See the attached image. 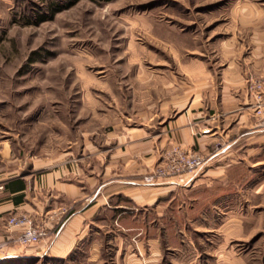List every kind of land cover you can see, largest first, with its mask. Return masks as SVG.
Returning a JSON list of instances; mask_svg holds the SVG:
<instances>
[{
  "label": "rangeland",
  "instance_id": "rangeland-1",
  "mask_svg": "<svg viewBox=\"0 0 264 264\" xmlns=\"http://www.w3.org/2000/svg\"><path fill=\"white\" fill-rule=\"evenodd\" d=\"M237 93H264V0H0V180L60 171L86 187L112 182L108 191L177 182L175 148L200 152L170 144L176 124L216 112L233 121ZM250 170L160 203L161 228L183 229L224 197L217 225L191 227L180 254L161 232L160 264H264V171ZM136 251L125 264H140ZM110 256L99 264H117Z\"/></svg>",
  "mask_w": 264,
  "mask_h": 264
},
{
  "label": "crops",
  "instance_id": "crops-1",
  "mask_svg": "<svg viewBox=\"0 0 264 264\" xmlns=\"http://www.w3.org/2000/svg\"><path fill=\"white\" fill-rule=\"evenodd\" d=\"M233 99V121L216 112L206 114L194 126L176 124L169 137L170 144H181L208 159L199 172L183 175L177 182L144 187L126 179L117 181L124 185L121 189L108 191L112 182L99 189L93 184L86 187L65 180L60 171L0 180L4 186L0 190V264H26L31 260L45 264H99L112 252L110 257L117 264H125L133 249L137 250L138 259L145 257L146 244L153 251L148 255V264H160L157 257L161 252L162 231L174 243L173 250L177 254L183 252L191 239V227L208 231L217 225V209L223 206L224 197H214L201 213L187 217L183 229L176 223L161 228L162 221L168 218L167 212L160 211V203L173 199L178 190L195 192L224 182L230 169L236 166L247 165L252 172L264 171V125L252 120L256 116L253 95L237 93ZM221 104L224 107L223 101ZM204 129L211 132L203 134ZM218 141H223L224 148L214 152ZM104 188L107 189L100 196ZM190 200L186 206L193 208L198 198ZM21 215L30 217L44 229L46 236L39 244L30 247L18 244L22 228L9 227L8 221ZM233 222L240 220L236 218ZM190 244V249L195 247L193 241Z\"/></svg>",
  "mask_w": 264,
  "mask_h": 264
},
{
  "label": "built area",
  "instance_id": "built-area-1",
  "mask_svg": "<svg viewBox=\"0 0 264 264\" xmlns=\"http://www.w3.org/2000/svg\"><path fill=\"white\" fill-rule=\"evenodd\" d=\"M254 96V110L256 111V115L260 116L262 119L261 124L264 125V93H255ZM201 132L203 134H208L211 132V129H204ZM207 160L205 155L196 152H185L182 148L176 147L173 158L167 169V175L171 177H181L186 174H194L206 166ZM162 173L165 174L164 171H162ZM3 188L4 186L1 184L0 190ZM8 226L22 228L17 242L23 247L37 245L46 236L44 229L37 226L30 217L24 215L10 218ZM1 251L2 246H0V252Z\"/></svg>",
  "mask_w": 264,
  "mask_h": 264
},
{
  "label": "trees",
  "instance_id": "trees-1",
  "mask_svg": "<svg viewBox=\"0 0 264 264\" xmlns=\"http://www.w3.org/2000/svg\"><path fill=\"white\" fill-rule=\"evenodd\" d=\"M59 9H60V7L54 9V10H53V14H54L57 10H59ZM49 18H50V17H46V16H44V15H41L40 18H39V21H38V22H43V21H45V20H48Z\"/></svg>",
  "mask_w": 264,
  "mask_h": 264
}]
</instances>
